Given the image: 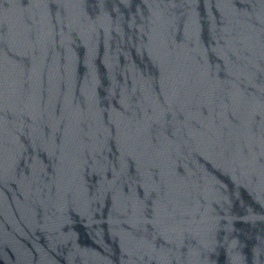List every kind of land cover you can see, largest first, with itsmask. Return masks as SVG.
I'll use <instances>...</instances> for the list:
<instances>
[{
    "label": "water",
    "instance_id": "95a60500",
    "mask_svg": "<svg viewBox=\"0 0 264 264\" xmlns=\"http://www.w3.org/2000/svg\"><path fill=\"white\" fill-rule=\"evenodd\" d=\"M0 264H264V0H0Z\"/></svg>",
    "mask_w": 264,
    "mask_h": 264
}]
</instances>
